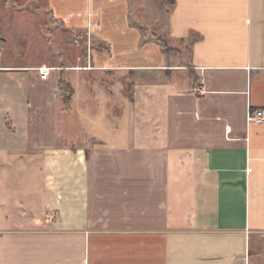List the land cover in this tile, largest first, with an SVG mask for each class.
Listing matches in <instances>:
<instances>
[{
    "label": "crops",
    "instance_id": "0c3cea01",
    "mask_svg": "<svg viewBox=\"0 0 264 264\" xmlns=\"http://www.w3.org/2000/svg\"><path fill=\"white\" fill-rule=\"evenodd\" d=\"M47 1L87 48L65 65L90 67L72 81L0 65L37 91L6 116L0 264H264V122L246 120L264 107V0H173L187 63L131 25L127 0Z\"/></svg>",
    "mask_w": 264,
    "mask_h": 264
},
{
    "label": "rangeland",
    "instance_id": "374dc122",
    "mask_svg": "<svg viewBox=\"0 0 264 264\" xmlns=\"http://www.w3.org/2000/svg\"><path fill=\"white\" fill-rule=\"evenodd\" d=\"M127 1L131 25L135 26V22H137L138 25H141L145 36L159 44L160 42L164 43L167 47L165 49L161 46L163 49L171 54L182 56V62L187 63L191 52V40L194 36L178 41L171 40L167 34V18L173 1ZM127 1L119 0L118 5L125 6ZM104 3L107 5L106 7L113 6L109 0H104ZM49 7L47 0H0L1 66L10 67V58L15 57L21 59L12 63L26 64L31 68L34 65L46 63L56 66L59 64L63 67L68 66L65 64H73L79 55H82L85 50L87 52L86 47L80 46L76 42V38L80 40V35L66 28L58 18L54 17ZM91 32L94 33L93 29ZM111 33L116 35L115 30ZM127 36L128 38L125 40L130 44L129 47L139 44L138 47H144L147 50L146 37H143L139 31L138 33L130 32ZM89 43H92L91 40ZM59 54L63 55L65 63H61ZM89 59L91 62V56ZM82 61L84 62V60ZM60 71L63 72L62 69L54 72L59 73ZM76 71L67 69V75L72 81H74L73 74ZM70 91L66 88L60 92L69 93ZM36 92L27 84L26 80L22 79L20 74L17 75V71L0 70V151L4 149L3 146L8 143L9 136L12 134L6 124V119H10V117H6L10 115L8 112H11L13 116L15 114L17 120H21L19 115L22 116L25 112V109H22L23 98L31 97V94Z\"/></svg>",
    "mask_w": 264,
    "mask_h": 264
},
{
    "label": "built area",
    "instance_id": "2783aa9c",
    "mask_svg": "<svg viewBox=\"0 0 264 264\" xmlns=\"http://www.w3.org/2000/svg\"><path fill=\"white\" fill-rule=\"evenodd\" d=\"M64 67L79 68L80 69V68H89L90 65L77 66V67H68V66H64ZM64 67L42 64V65L36 66L34 68L39 72V74L41 75L42 78L47 79L51 75L53 70H61ZM246 120H247V123H250V122L262 123V122H264V107H262V106L257 107V108L248 107ZM226 130L229 133L231 131V126L227 125Z\"/></svg>",
    "mask_w": 264,
    "mask_h": 264
},
{
    "label": "trees",
    "instance_id": "16d2710c",
    "mask_svg": "<svg viewBox=\"0 0 264 264\" xmlns=\"http://www.w3.org/2000/svg\"><path fill=\"white\" fill-rule=\"evenodd\" d=\"M172 1H173V0H172ZM140 26H141V25H140ZM160 44H161V46H162L163 48L166 49L167 46H165L164 43L160 42ZM66 88H68V89L71 90V91H70L69 93L62 92V93H61V97H62V100H63L65 106H66V107H69V99H70V96H71V94H72L73 88H72L71 84L66 80L65 76L62 75V76L60 77V79H59V89H60V91H61V90L64 91V90H66ZM6 124H7V127H8L9 129L12 128V125L10 124L9 120H6Z\"/></svg>",
    "mask_w": 264,
    "mask_h": 264
}]
</instances>
